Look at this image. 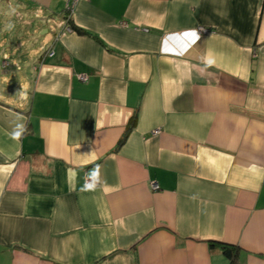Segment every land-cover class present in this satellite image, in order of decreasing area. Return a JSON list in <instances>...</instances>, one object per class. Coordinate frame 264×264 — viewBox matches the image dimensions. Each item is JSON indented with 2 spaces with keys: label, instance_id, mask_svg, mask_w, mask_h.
<instances>
[{
  "label": "crops",
  "instance_id": "obj_1",
  "mask_svg": "<svg viewBox=\"0 0 264 264\" xmlns=\"http://www.w3.org/2000/svg\"><path fill=\"white\" fill-rule=\"evenodd\" d=\"M67 1L0 0V264H264V0Z\"/></svg>",
  "mask_w": 264,
  "mask_h": 264
},
{
  "label": "built area",
  "instance_id": "obj_2",
  "mask_svg": "<svg viewBox=\"0 0 264 264\" xmlns=\"http://www.w3.org/2000/svg\"><path fill=\"white\" fill-rule=\"evenodd\" d=\"M71 1H74V0H68L67 1V6H71V3H70ZM52 27H53L54 30H56V32L60 33V35L61 34H65L68 31H71V27L68 26L65 21L55 22V23L53 21L52 22ZM198 32L201 33V34H205V33L209 32V29L205 28V27H201V28L198 29ZM79 78L81 80H83V81H86L88 79V75L87 74H82V75H79ZM87 182H88L89 185H93V184L96 183L94 180H90V179H88ZM151 185H152V188L154 190L159 189V186L157 184L152 183Z\"/></svg>",
  "mask_w": 264,
  "mask_h": 264
},
{
  "label": "trees",
  "instance_id": "obj_3",
  "mask_svg": "<svg viewBox=\"0 0 264 264\" xmlns=\"http://www.w3.org/2000/svg\"><path fill=\"white\" fill-rule=\"evenodd\" d=\"M135 122V120H133ZM215 242H210V245H214ZM224 254L229 259V264H237L238 248L234 245L221 243Z\"/></svg>",
  "mask_w": 264,
  "mask_h": 264
},
{
  "label": "rangeland",
  "instance_id": "obj_4",
  "mask_svg": "<svg viewBox=\"0 0 264 264\" xmlns=\"http://www.w3.org/2000/svg\"><path fill=\"white\" fill-rule=\"evenodd\" d=\"M6 55L9 56V54H6ZM4 63H5V66L9 64L8 57H6V59L4 60Z\"/></svg>",
  "mask_w": 264,
  "mask_h": 264
}]
</instances>
